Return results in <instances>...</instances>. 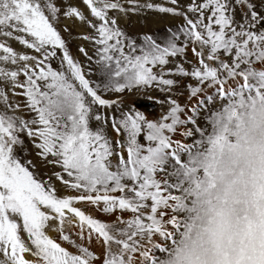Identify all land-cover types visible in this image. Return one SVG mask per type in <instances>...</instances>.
Here are the masks:
<instances>
[{"label":"snow or ice","instance_id":"obj_1","mask_svg":"<svg viewBox=\"0 0 264 264\" xmlns=\"http://www.w3.org/2000/svg\"><path fill=\"white\" fill-rule=\"evenodd\" d=\"M0 264H264V0H0Z\"/></svg>","mask_w":264,"mask_h":264}]
</instances>
